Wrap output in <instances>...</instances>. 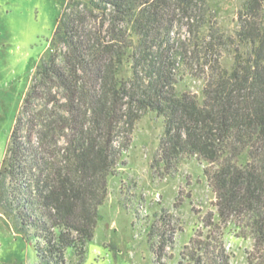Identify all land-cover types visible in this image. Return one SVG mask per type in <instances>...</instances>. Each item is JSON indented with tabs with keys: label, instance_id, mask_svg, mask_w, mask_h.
<instances>
[{
	"label": "trees",
	"instance_id": "trees-1",
	"mask_svg": "<svg viewBox=\"0 0 264 264\" xmlns=\"http://www.w3.org/2000/svg\"><path fill=\"white\" fill-rule=\"evenodd\" d=\"M178 15L200 38L202 98L177 90L193 73L195 51L177 36ZM237 20L235 35L224 32L209 0H68L0 170V204L24 235L34 229L40 264H65L68 248L83 256L108 179L148 111L164 119L158 161L207 162L221 221L243 222L264 250V0H246ZM231 45L227 69L212 56ZM221 236L215 229L192 237L182 258L230 264ZM162 237L164 245L172 241L169 232Z\"/></svg>",
	"mask_w": 264,
	"mask_h": 264
},
{
	"label": "rangeland",
	"instance_id": "rangeland-1",
	"mask_svg": "<svg viewBox=\"0 0 264 264\" xmlns=\"http://www.w3.org/2000/svg\"><path fill=\"white\" fill-rule=\"evenodd\" d=\"M245 1L209 0L219 27L227 34H236L238 11ZM67 2L0 0V170L16 117L37 66L52 52V37ZM177 19V36L187 49L195 50L188 61L193 73L184 75L177 90L202 98L205 80L195 56L200 38L190 35L187 19L181 15ZM235 48L231 45L223 53L215 52L213 61L218 59L221 66L231 69ZM124 67L127 76L128 63ZM163 132L164 119L156 112L148 111L137 120L130 145L108 179V196L99 207L94 236L82 257L68 248L65 264H191L181 256L184 246L192 237L205 238L215 229L222 233L230 264H264V250L256 244L253 231L235 218L221 221L216 194L204 174L207 162L197 156L168 166L158 161ZM6 209L0 204V264H40L34 229H29L30 237L24 235L15 214ZM161 231L169 232L172 241L164 245Z\"/></svg>",
	"mask_w": 264,
	"mask_h": 264
}]
</instances>
